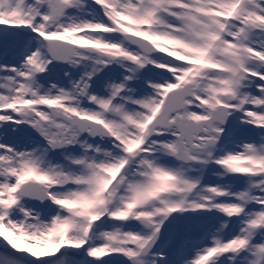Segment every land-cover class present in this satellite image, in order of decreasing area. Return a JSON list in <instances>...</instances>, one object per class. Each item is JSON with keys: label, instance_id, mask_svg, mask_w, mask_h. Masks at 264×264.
Returning <instances> with one entry per match:
<instances>
[{"label": "snow or ice", "instance_id": "snow-or-ice-1", "mask_svg": "<svg viewBox=\"0 0 264 264\" xmlns=\"http://www.w3.org/2000/svg\"><path fill=\"white\" fill-rule=\"evenodd\" d=\"M0 264H264V0H0Z\"/></svg>", "mask_w": 264, "mask_h": 264}, {"label": "rangeland", "instance_id": "rangeland-1", "mask_svg": "<svg viewBox=\"0 0 264 264\" xmlns=\"http://www.w3.org/2000/svg\"><path fill=\"white\" fill-rule=\"evenodd\" d=\"M66 67L67 66L54 68L53 71H52V79L53 80L61 79L62 76H63V70H65ZM192 242H198L197 239H196L195 233L192 234L190 239L184 241L185 245H188V244H190ZM170 245H171V240L169 241V246ZM173 256L176 257V253L175 252L173 253Z\"/></svg>", "mask_w": 264, "mask_h": 264}, {"label": "water", "instance_id": "water-1", "mask_svg": "<svg viewBox=\"0 0 264 264\" xmlns=\"http://www.w3.org/2000/svg\"><path fill=\"white\" fill-rule=\"evenodd\" d=\"M63 66H64V65H57L56 67H63ZM56 67H55V68H56Z\"/></svg>", "mask_w": 264, "mask_h": 264}]
</instances>
